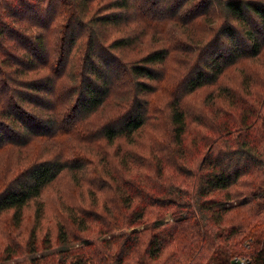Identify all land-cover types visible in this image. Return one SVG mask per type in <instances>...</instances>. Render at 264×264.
I'll use <instances>...</instances> for the list:
<instances>
[{"label": "trees", "instance_id": "trees-1", "mask_svg": "<svg viewBox=\"0 0 264 264\" xmlns=\"http://www.w3.org/2000/svg\"><path fill=\"white\" fill-rule=\"evenodd\" d=\"M167 2L0 0V149L16 147L30 160L0 190V215L11 211L0 264H232L236 254L264 264V145H256L247 131L231 132L223 123L228 133L199 163L187 165L183 149H177L178 182L166 177L157 148L148 159V164L156 160V172L144 180L131 173L125 154L120 176L107 161L97 168L103 140L135 143L137 131L156 112L149 95L160 88L155 84L164 80L172 54L183 49L198 53L191 70L165 88L170 94L168 139L179 147L187 128L183 99L215 85L240 58H258L263 52L264 0H200L185 12L189 0H172L159 11L158 5ZM217 6L222 20L207 25L215 37L197 36L194 29L210 20ZM55 29L60 36L51 40ZM180 34L190 35L185 47ZM148 40L159 45L143 51ZM217 44L224 47L207 55L205 47ZM131 51L137 55L126 57ZM74 57L79 63L69 68ZM64 76L71 84L63 90ZM125 84L132 93L127 108L95 125L92 117L106 108L113 88ZM65 139L76 145H65ZM38 142L47 156L31 148ZM52 143L60 144L58 151H52ZM81 145V160L70 159L67 152ZM65 170L76 184L84 181L86 171L94 172L96 181L108 178L118 202L96 209L69 207L54 233L39 238L41 195ZM242 181L245 192L231 190ZM239 196L240 201L230 203ZM31 201L34 220L25 229L24 212ZM170 207L171 221L161 211Z\"/></svg>", "mask_w": 264, "mask_h": 264}, {"label": "rangeland", "instance_id": "rangeland-1", "mask_svg": "<svg viewBox=\"0 0 264 264\" xmlns=\"http://www.w3.org/2000/svg\"><path fill=\"white\" fill-rule=\"evenodd\" d=\"M171 1L168 0L165 5H158L160 8L158 10L162 11ZM199 1L189 0L188 3H185L182 11L185 12L189 8L195 9L201 3ZM201 8L203 7L199 9ZM218 12L219 8L217 6L213 15L208 18L210 20L204 21L200 17L199 21L204 22L196 26L194 33L197 36L204 35L207 40L211 41L215 37L216 32L214 30L209 31L207 25L217 26L220 23L222 18L221 16L218 17ZM204 27L207 28V31H203ZM58 30L51 31V40L60 36ZM240 32L244 40L242 29H240ZM116 34V31L110 33V35ZM180 35L183 40V46L188 45L187 41L190 35ZM84 41L85 39L82 40V43ZM157 41H146L143 45V51L149 48H156L159 45ZM226 42L227 39L224 38L223 43ZM217 46L220 47L218 48ZM221 47L224 46L217 44L205 47L208 49L207 55L212 52L217 53ZM134 53L131 51L126 57L136 56L137 54L135 55ZM197 55L198 53H190V51L185 49L172 54L164 65V80L155 84L156 87L159 86L160 88L155 94L149 95V100L154 103L156 112L155 110L152 111L149 114L146 125L137 131L135 143H128L124 138L115 140L113 143L103 140L98 155L95 156V162L98 163L97 168L104 164V161H107L108 165H111L109 168L112 172L120 176V172L124 170L121 165L124 161L122 155L125 154L130 167H133L131 173L134 176L139 175L142 177L141 180H144L156 172V160L148 164V159L150 151L157 148V151H155L157 152L156 157L159 159L163 170L166 171V177L178 182L180 174L178 172V162L176 160L178 152L176 150L180 147L183 149L184 162L187 165H191L193 162L199 163V160L207 150L216 148L218 144L222 143L221 136L228 133L224 131L223 123L228 126L231 132H234L235 129L247 131L256 145H264V49L258 58H240L235 64L229 65L215 85L200 87L187 95L183 99V109L187 121L184 143L178 147L172 140L168 139L167 130L170 131L171 126V112L168 106L170 94L165 88L169 89L177 84L183 75L191 70L192 66L190 63L197 61ZM78 63L77 58L74 57L68 67H74ZM69 84H71L70 80L66 81V77H62L61 88L64 90ZM225 93H228V97L225 96ZM131 98L132 93L126 84L123 87H120V85L115 86L106 108L92 117L93 123L98 125L106 116L121 114L127 108ZM231 134L232 136L236 135V133ZM161 143L165 144L166 148H162ZM233 143L235 144V142ZM64 144L75 146L76 142L65 139ZM83 146L81 145L75 151L67 152V156L72 160L80 161L81 157L79 155L82 153L81 149ZM11 147L0 149V190L13 176L30 163L29 158L26 159V151L19 152L16 147ZM35 147L39 148V151L35 154L40 153L43 157L47 156V154H44L47 153L44 151L46 148L41 149L40 142L33 144L31 148ZM59 148L60 144L52 143L53 152L58 151ZM93 154L88 156L92 158ZM81 176L84 181L81 184H76L70 172L65 170L54 182L45 188L40 198L44 204V212L43 227L39 238L45 235L47 231L50 234L54 233L56 223L66 214V210L69 207L96 209L101 208L104 203L114 205L118 202L119 194L116 187L109 183L108 178H104L107 177L105 174L102 175L103 181H96L93 178L94 172L92 171H88V173L86 171ZM231 190L245 192L247 188L244 186V181H242L231 187ZM154 193H158L157 190ZM220 194L222 195L223 192H220ZM217 195L218 193L215 196ZM241 197H233L230 203L234 204L240 201ZM173 210V207L162 209L161 211L164 213L162 218L171 221ZM34 211L35 203L31 201L24 212L23 225L25 229L32 225ZM154 217L155 214L153 213L149 216L150 220ZM10 228L11 211H6L0 215V247L5 242ZM74 243L77 244L78 241H74Z\"/></svg>", "mask_w": 264, "mask_h": 264}, {"label": "built area", "instance_id": "built-area-1", "mask_svg": "<svg viewBox=\"0 0 264 264\" xmlns=\"http://www.w3.org/2000/svg\"><path fill=\"white\" fill-rule=\"evenodd\" d=\"M231 261L232 264H259L248 254H236Z\"/></svg>", "mask_w": 264, "mask_h": 264}]
</instances>
